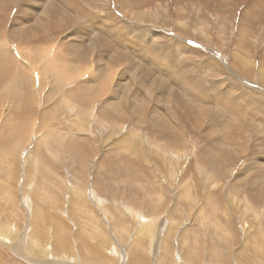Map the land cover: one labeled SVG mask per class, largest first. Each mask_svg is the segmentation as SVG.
Returning a JSON list of instances; mask_svg holds the SVG:
<instances>
[{"label":"rangeland","instance_id":"obj_1","mask_svg":"<svg viewBox=\"0 0 264 264\" xmlns=\"http://www.w3.org/2000/svg\"><path fill=\"white\" fill-rule=\"evenodd\" d=\"M3 3L0 264H264V0Z\"/></svg>","mask_w":264,"mask_h":264},{"label":"bare ground","instance_id":"obj_2","mask_svg":"<svg viewBox=\"0 0 264 264\" xmlns=\"http://www.w3.org/2000/svg\"><path fill=\"white\" fill-rule=\"evenodd\" d=\"M0 1H2V3H3V5H2V8H4V6L6 5V1L7 0H0ZM11 2V1H10ZM18 3V2H17ZM33 3V2H32ZM46 3V2H45ZM47 4H48V2H47ZM263 6V5H262ZM51 7V6H50ZM6 8V7H5ZM41 8V7H40ZM263 8V7H262ZM6 10V9H5ZM9 11V10H8ZM6 12V11H5ZM6 14V13H5ZM41 15V14H40ZM64 15V14H63ZM5 16V15H4ZM3 17V16H2ZM29 17V16H28ZM49 17V16H48ZM67 17V16H66ZM64 18V17H63ZM55 19H57V18H55ZM2 20V19H1ZM46 20V19H45ZM2 22V21H1ZM49 22V21H48ZM108 23V22H107ZM52 24V23H51ZM90 24V26L92 27V24L93 23H89ZM94 25V24H93ZM110 25V24H109ZM108 25V26H109ZM47 26V25H46ZM55 26V25H54ZM107 26V25H106ZM95 27H96V25H95ZM104 27V26H103ZM103 27H100V28H103ZM139 27V26H138ZM36 28V27H35ZM42 28V27H41ZM39 29V28H38ZM58 29H59V27H58ZM98 29V28H97ZM106 29V28H105ZM37 30V29H36ZM35 30V31H36ZM44 30H45V28H44ZM50 30V29H49ZM48 30V31H49ZM86 31V30H85ZM50 32V31H49ZM87 32V31H86ZM26 33L28 34V36H31V37H34L35 35H37V34H35V35H33L34 34V31H26ZM37 33H38V30H37ZM91 33V32H90ZM2 34L0 33V36H1ZM85 35V34H84ZM88 35H90V34H88ZM98 35V34H97ZM81 36V35H80ZM103 36V35H102ZM50 37V36H49ZM93 37V36H92ZM143 37V36H142ZM73 38V37H72ZM85 38H87L86 36H85ZM85 38H83V39H85ZM78 39V38H77ZM83 39H82V41H83ZM98 39V38H97ZM100 39V38H99ZM107 39V38H106ZM155 39V38H154ZM89 42V41H88ZM91 42V41H90ZM89 42V43H90ZM97 42V41H96ZM86 43V42H85ZM79 44V43H78ZM88 44V43H87ZM92 44V43H91ZM74 45V44H73ZM77 45V44H76ZM77 46H79V45H77ZM82 46V45H81ZM72 47V46H71ZM88 47V46H87ZM90 47V46H89ZM74 48V47H73ZM81 47H79V49H80ZM100 48V47H99ZM77 49L78 48H75V49H73V53L71 54V56L70 57H72L73 59H77L78 57H79V55L77 54ZM78 49V50H79ZM82 50L81 51H83V48H81ZM91 48H89V50H90ZM115 49V48H114ZM4 52H5V57H3V58H1L0 57V68L1 67H8V69L9 68H11V71H13L14 70V66L13 65H17L18 63L15 61V58L14 59H11L12 57H10L11 56V52L9 51L8 52V48L7 47H4L3 49H2ZM17 52V51H16ZM79 52H80V50H79ZM90 52V51H89ZM97 51H95V53H96ZM117 52V51H116ZM87 53V52H86ZM85 53V54H86ZM81 54V53H80ZM1 55H2V53H1ZM82 56H80V58H81ZM86 57V56H85ZM83 58V57H82ZM85 59V58H84ZM98 60H99V58H98ZM14 62H15V64H14ZM86 63H87V61H86ZM6 65V66H5ZM23 65V64H22ZM26 65V64H25ZM55 66L59 69V81L61 82V83H66V81H69L70 79H73L74 77H75V74L77 75L79 72V70H78V67H76V66H74L72 63H70V62H67V61H65V60H60V61H58L57 63H55ZM32 67V66H31ZM26 68V67H25ZM24 68V69H25ZM81 68V67H80ZM92 68V67H91ZM6 71H8V70H6ZM10 70L8 71V73L9 72H11ZM15 72H13L12 73V75L13 76H16V75H20V73L18 72V71H16V70H14ZM4 72V71H3ZM116 73V72H115ZM6 74V73H5ZM35 75H37L36 73H35ZM96 75V74H95ZM98 75V77H99V74H97ZM2 76V75H1ZM71 76V77H70ZM109 76V75H108ZM20 77V76H19ZM31 77V76H30ZM96 77V76H95ZM106 77L107 76H103V78L101 79V84H102V86H104L105 84H106ZM5 78V77H4ZM7 78V77H6ZM97 78V77H96ZM77 79V78H76ZM99 79V78H98ZM109 80V79H108ZM51 81V80H50ZM185 81H186V79H185ZM77 82V81H76ZM189 82V81H188ZM68 83V82H67ZM66 83V84H67ZM89 83V82H88ZM93 84V83H92ZM100 84V85H101ZM104 84V85H103ZM34 85V84H33ZM50 86H52V85H50ZM54 86V85H53ZM38 87V86H37ZM41 87V86H40ZM75 87V86H74ZM100 88H101V86H99ZM72 88V87H71ZM103 88V87H102ZM105 88V87H104ZM113 88V87H112ZM33 89V88H32ZM79 89V88H78ZM88 91V90H87ZM94 91V90H93ZM70 92V91H69ZM81 92V91H80ZM7 98V97H6ZM8 101V100H7ZM10 101V100H9ZM39 102V101H38ZM13 104V103H12ZM182 104L185 106V108H188V106H187V104L185 103V102H182ZM4 107V106H3ZM2 107V108H3ZM190 108V107H189ZM10 109H11V107H10ZM191 110H192V108H191ZM1 111V110H0ZM9 113V112H8ZM196 118H197V120H199L200 119V117H199V115L197 114V115H194ZM21 117V116H20ZM22 117H24V116H22ZM6 119V118H5ZM20 120H24V119H20ZM18 122H20V121H18ZM198 123H199V121H198ZM12 124V123H11ZM18 124L19 123H17V124H14L10 129L12 130V128L14 129L15 127H17L18 126ZM10 127V126H9ZM26 128V127H25ZM218 129H221V128H218ZM21 130V129H20ZM20 130H19V132H20ZM16 131V130H15ZM23 131V130H22ZM225 131V130H224ZM18 132V131H17ZM133 138V137H132ZM123 139V138H122ZM135 139V138H134ZM131 141V140H130ZM129 141V143L131 144V142ZM135 142V141H134ZM123 144H124V142H123ZM126 144H127V142H126ZM133 144V143H132ZM130 146V145H129ZM128 146V147H129ZM47 183V182H46ZM72 187V186H71ZM36 188V187H35ZM74 188V187H73ZM78 188V187H77ZM82 189V188H81ZM80 189V190H81ZM79 190V191H80ZM35 191V190H34ZM78 191V192H79ZM72 192H73V190H72ZM77 191H75V189H74V192L72 193V196L71 197H73L72 199H71V201L72 200H75L76 199V204H77V209H81V210H83L84 208L82 207V206H84V204L86 203L87 204V200L85 199V197H84V195H83V197H81V198H79V193H78ZM82 192V191H81ZM75 198V199H74ZM29 201V200H28ZM85 202V203H83V202ZM39 203V202H38ZM35 209V208H34ZM40 209V208H39ZM36 210V209H35ZM40 211V210H39ZM79 212H81V211H79ZM83 212V211H82ZM81 212V213H82ZM81 215V214H80ZM144 221H145V219H143ZM142 220V222H144ZM143 225V224H142ZM60 226V225H59ZM142 229V228H141ZM138 230V229H137ZM136 230V231H137ZM147 228H144L143 229V234L144 235H146V233L145 232H147ZM64 231V230H63ZM150 231V229L148 230V232ZM6 232V231H5ZM142 232H140L139 234H141ZM2 234H3V232H2ZM5 236V235H4ZM39 236V235H38ZM137 236H139V235H137ZM2 237V236H1ZM7 237V236H6ZM59 237V236H58ZM60 237H61V235H60ZM168 237V236H167ZM40 238V237H39ZM141 238V237H140ZM9 239V238H8ZM59 239V238H58ZM61 239V238H60ZM10 240V239H9ZM63 240V239H62ZM66 240V239H65ZM67 241V240H66ZM64 242V241H63ZM87 243V242H86ZM65 244V243H64ZM19 245V244H18ZM39 248V247H38ZM83 248V247H82ZM41 249V248H40ZM64 249H66V248H64ZM45 251V250H44ZM113 251V250H112ZM69 256V255H68ZM102 258V257H101ZM88 259V258H87ZM92 260V259H91ZM100 260V259H99ZM102 260V259H101ZM104 260V259H103ZM97 261V260H96ZM106 262V261H105ZM62 263V262H61ZM91 263V262H90ZM99 264H102L101 263V261L100 262H98ZM98 263H95V264H98Z\"/></svg>","mask_w":264,"mask_h":264}]
</instances>
